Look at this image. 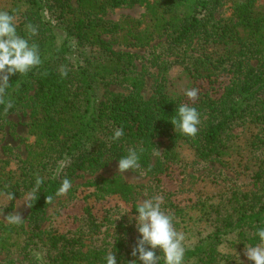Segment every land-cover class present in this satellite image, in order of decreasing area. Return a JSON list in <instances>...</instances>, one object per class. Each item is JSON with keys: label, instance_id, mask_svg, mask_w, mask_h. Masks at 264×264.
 I'll use <instances>...</instances> for the list:
<instances>
[{"label": "trees", "instance_id": "1", "mask_svg": "<svg viewBox=\"0 0 264 264\" xmlns=\"http://www.w3.org/2000/svg\"><path fill=\"white\" fill-rule=\"evenodd\" d=\"M75 1L0 0V10L15 15L19 35L27 38L29 22L37 26L30 43L38 44L43 61L27 75L11 76L7 89L6 98L14 103L8 116L34 101L29 123L34 140L18 167L0 157V209L13 210L15 200L31 192L37 177L43 183L26 221L12 225L0 219V256H5L0 264H106L109 250L115 252L117 264H142L131 255L139 233L135 219L127 215L117 223L111 217L100 221L86 204L84 213L76 216L75 229L60 232L43 225L64 178L73 182L81 172L96 173L126 156L130 147L138 152L143 147L141 168L153 169L160 137L168 139L166 169L184 162L180 153L189 151L201 160H217L255 184L253 190L229 185L200 197L195 208L209 230L193 246L185 244L184 264H236L237 254L240 259L245 245L257 243L255 231L264 227V0ZM136 4L145 7L140 18L103 17L109 9ZM225 4L231 14L217 17ZM162 38L164 52L175 60L161 65L162 78L147 100L142 94L145 74L135 63L136 54L114 45L145 48ZM176 62L182 68L172 77L170 65ZM61 65L69 69L66 78L59 74ZM114 84L125 86L129 94L112 91ZM191 88L199 89L194 102L184 95ZM181 104L200 113L195 138L171 124ZM7 117L0 106V148L11 157L13 148L4 144ZM119 127L124 136L111 141L113 129ZM88 186L98 199L118 197L131 216L138 215L141 190H151L121 176ZM10 192L13 200L7 198ZM162 208L176 214L183 209L174 201ZM111 226L114 231L106 233ZM156 254L163 256L159 249Z\"/></svg>", "mask_w": 264, "mask_h": 264}, {"label": "rangeland", "instance_id": "2", "mask_svg": "<svg viewBox=\"0 0 264 264\" xmlns=\"http://www.w3.org/2000/svg\"><path fill=\"white\" fill-rule=\"evenodd\" d=\"M73 3L75 4L76 1L73 0ZM144 11L145 7L136 4L109 9L103 17L115 21L119 20L121 16L140 18ZM229 14H231L230 5L225 4L219 8L216 16L225 17ZM164 43L165 38L154 40L150 46L145 48L114 45V48L118 51L136 54L135 63L138 69L145 74V84L142 88V94L147 100H150L154 96L156 85L162 78L161 65L164 61L175 60V57L169 56L164 52ZM181 68V63L176 62L170 65V76L174 77L178 75ZM110 88L117 93L129 94L130 92L123 85L114 84ZM33 104L34 101L31 100L25 110L12 114L4 120L6 131L4 144L13 148L14 155L6 157L2 148H0V157L8 159L12 168L18 167L19 160L26 157L28 145L34 140V137L29 132ZM157 141L159 143L157 149L160 151V154L152 156L154 168L150 171L141 168L147 172L146 175H140L139 170L127 171L123 174L118 173L117 161H111L106 167L96 173L81 172L72 182V188L67 195L58 197L48 208L47 220L43 227L54 228L60 232L75 229L78 226L76 216L84 213L83 208L86 204L91 206L92 213L97 220L101 221L104 217H111V220L117 223L121 218V212L125 210V203L114 196L98 199L90 195L94 191V188L88 185L90 182H98L104 178L121 176L129 183L138 186H149L151 188V190H141V195L138 196L137 202L156 194H162L164 197L163 204L168 203V201H174L182 207L181 214L172 212L176 218L174 224L178 231L186 234L185 244L193 246L198 237L209 230L208 222L202 218L197 208H195V204L200 197H205L212 193L216 194L220 189L227 188L229 185L239 186L243 191L255 189L254 183L238 178L232 170L222 166L217 160H201L189 151L180 153L179 159L183 158L184 162H179L178 160L169 164L166 169L167 164L163 156L168 147V139L160 137ZM157 177L161 180L159 184L155 181ZM26 196L27 194L15 200L13 210L0 209V219L7 223L4 218L9 213L14 214L18 212L23 221H26L29 212V207L25 205ZM86 196H88L87 199H85ZM126 215L133 219L136 217ZM112 231H114V227L111 226L106 233H111ZM240 256L244 264H254L243 253ZM4 259L5 256H0V263Z\"/></svg>", "mask_w": 264, "mask_h": 264}, {"label": "clouds", "instance_id": "3", "mask_svg": "<svg viewBox=\"0 0 264 264\" xmlns=\"http://www.w3.org/2000/svg\"><path fill=\"white\" fill-rule=\"evenodd\" d=\"M25 31L27 38L18 34L15 15L0 10V106H3V113L6 117L14 106L11 98H6L8 97L7 89L10 87V77L16 74L27 75L43 63L38 44L30 43L31 38L38 34L37 26L29 22L25 24ZM58 71L62 78H66L69 69L67 66L61 65ZM42 75H47V73H42ZM198 93L199 89L191 88L185 90L184 95L194 102L198 99ZM200 123V113L189 104L179 105L177 115L171 119L175 131L191 138L196 137ZM123 136V127H119L113 129V134L109 139L118 141ZM143 152V147L139 148V152L135 147L128 148L127 155L118 160V173L123 174L127 171L139 170L140 175H146L147 172L141 169L140 164V153ZM159 154L158 149L153 153L154 156ZM150 170L148 169V171ZM42 183L43 179L37 177L35 187L26 196L25 205L27 207H32L31 201L36 199L35 194ZM71 188L72 181L64 178L55 195L57 197L65 196ZM7 198L13 200L14 194L8 193ZM52 201L51 195L46 197L47 203L50 204ZM163 201V195L156 194L150 198L142 199L136 206L135 210L138 215L134 219L139 238L135 242L131 255L137 257L142 264H160L161 259H163V264H184L186 234L176 229L174 224L176 218L172 212L162 208ZM130 211H122L120 217ZM129 219L133 218L130 217ZM4 220L12 225L23 223L18 212L9 213ZM255 236L258 237V242L245 245L243 254L254 264H264V227H258ZM156 249L163 253L162 257L156 254ZM237 257L236 264H243L238 254ZM105 260L106 264H117L115 252L109 250ZM129 264H137V261L132 260Z\"/></svg>", "mask_w": 264, "mask_h": 264}]
</instances>
